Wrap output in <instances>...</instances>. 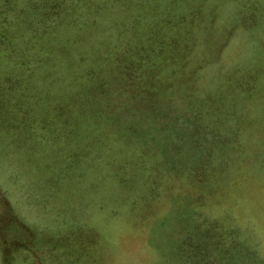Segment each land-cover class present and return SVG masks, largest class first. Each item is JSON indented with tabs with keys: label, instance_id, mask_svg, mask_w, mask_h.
Wrapping results in <instances>:
<instances>
[{
	"label": "rangeland",
	"instance_id": "rangeland-1",
	"mask_svg": "<svg viewBox=\"0 0 264 264\" xmlns=\"http://www.w3.org/2000/svg\"><path fill=\"white\" fill-rule=\"evenodd\" d=\"M0 264H264V0H0Z\"/></svg>",
	"mask_w": 264,
	"mask_h": 264
}]
</instances>
